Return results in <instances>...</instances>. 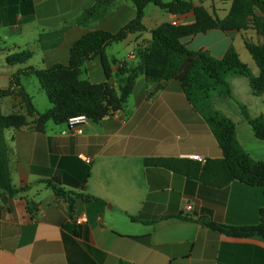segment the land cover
<instances>
[{"label":"crops","instance_id":"obj_1","mask_svg":"<svg viewBox=\"0 0 264 264\" xmlns=\"http://www.w3.org/2000/svg\"><path fill=\"white\" fill-rule=\"evenodd\" d=\"M96 1L0 0V89H10L11 77L21 69L68 64L72 45L84 34L117 33L137 16L134 4L121 0L105 20L88 28L76 25L75 19ZM152 6L145 10L147 31L130 34L106 50L112 62L109 82L119 93L121 83L135 76L123 110L100 122L89 121L81 134H66L67 123L53 121L39 134L38 115L28 116L20 96L2 100L4 116H26L27 124L5 131L11 177L19 192L6 204L0 196V264H264L263 240L230 237L215 229L259 224L264 187L238 180L222 187L213 184L212 173H203V167L208 160L222 159L223 153L204 115L176 80L150 84L142 71L151 31L176 17L191 24L195 16L160 13ZM60 31L61 37L54 36ZM41 35H49L46 48ZM200 35L203 48L193 46L199 35L183 43L217 59L234 47L253 74L260 75L244 42L264 43L256 30ZM23 51L33 53L29 61L7 63L8 57ZM33 77L23 76L22 88L43 114L52 103ZM82 79L107 81L98 59L84 65ZM228 82L232 98L215 94L212 106L236 125L246 153L264 162V140L255 136L240 109L245 107L252 118H264V92H255L246 77H229ZM146 159L183 160L201 169L181 165L188 175L147 167ZM51 185L74 199V214L68 198L58 196Z\"/></svg>","mask_w":264,"mask_h":264},{"label":"trees","instance_id":"obj_2","mask_svg":"<svg viewBox=\"0 0 264 264\" xmlns=\"http://www.w3.org/2000/svg\"><path fill=\"white\" fill-rule=\"evenodd\" d=\"M117 1L121 0H97L92 7L78 16L74 23L82 28H88L94 22L105 20ZM126 1L134 4L137 16L120 31L87 32L72 45L68 64H56L46 69L35 67L21 69L11 77L10 89H0V196L5 204L19 192L14 187L11 177L10 148L5 131L11 127L26 125L27 118L23 115L4 116L2 100L15 94L20 96L28 116L38 115L35 123L39 134H44L45 126L50 121L65 124L73 116L86 115L90 121L100 122L123 110L133 90L135 76L121 83V93H119L109 82L112 78V62L106 50L109 46L124 41L130 34L147 31L144 18L145 10L149 5H154L174 16L190 12L195 16V21L191 24L174 26L171 22H165L151 31L152 45L143 56L142 71L150 84L176 80L189 102L199 108L210 125L222 150L223 158L208 160L203 167V173H212L213 184L220 187L235 180L252 187H264V162L255 161L246 153L238 142L236 125L225 115L215 111L212 106V98L215 94L232 98L229 77H246L255 92L259 94L264 92V43L256 44L244 39L247 50L260 69L259 76L253 74L234 47H230L223 58L217 59L207 51L191 50L183 43L184 38L195 37L211 30L228 33L254 29L264 37V0H232L231 10L223 19L214 17L204 6H195L189 0ZM200 1L204 3L205 0ZM63 33L64 31L56 32L54 36ZM48 36L40 37L44 48ZM32 56V52L23 51L8 57L7 63L11 66L25 64ZM96 59L101 62L107 80L102 83H92L82 79L84 65ZM23 76H36L39 79L41 87L52 103L49 111L43 114L37 112L30 96L22 88ZM240 109L252 126L255 136L259 140H264V118H252L245 107L240 106ZM145 165L165 167L188 175L192 174L183 172L181 165H188L189 169L197 172L201 169L200 164L191 165L188 161L176 159H146ZM51 186L58 196L68 198L69 212L71 215L74 214V199L63 190ZM215 229L230 237L258 238L264 241V209L261 210V219L257 225L245 227L220 225Z\"/></svg>","mask_w":264,"mask_h":264},{"label":"rangeland","instance_id":"obj_3","mask_svg":"<svg viewBox=\"0 0 264 264\" xmlns=\"http://www.w3.org/2000/svg\"><path fill=\"white\" fill-rule=\"evenodd\" d=\"M165 2H170L171 0H164ZM192 1L193 4L195 6H204L209 13H211L214 17H225L226 15L229 14L231 7H232V0L230 1H222V0H205L204 3L201 2L200 0H189ZM155 9H158V11H160V13H166V11H162L161 9L157 8L156 6H152ZM194 15L193 12H190L188 14H185V16L187 15ZM184 16V15H181ZM176 21L178 23L177 26L182 25V22L180 21L179 17H176ZM186 22V21H185ZM190 23V22H189ZM185 24H188L187 22ZM193 46L197 49L199 48H203V35H199L194 43ZM33 79H35L37 81L36 77H33ZM1 194V192H0Z\"/></svg>","mask_w":264,"mask_h":264},{"label":"built area","instance_id":"obj_4","mask_svg":"<svg viewBox=\"0 0 264 264\" xmlns=\"http://www.w3.org/2000/svg\"><path fill=\"white\" fill-rule=\"evenodd\" d=\"M171 23L174 26L178 25L176 20H173ZM89 121L90 120L86 115H77V116H73V117L69 118V120L67 121L68 130L66 131V134H71V135L81 134L83 132L84 127L89 123ZM192 159L195 161H199L201 163L206 162L203 158H201L199 156H193ZM85 162L88 165L91 164V161L88 159H85ZM187 209L191 210L192 207L188 206ZM78 223L81 224L82 222L79 221Z\"/></svg>","mask_w":264,"mask_h":264}]
</instances>
